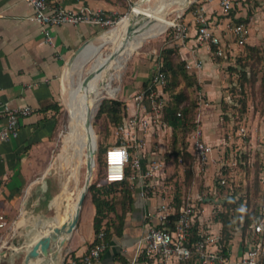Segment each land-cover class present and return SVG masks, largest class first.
I'll use <instances>...</instances> for the list:
<instances>
[{
	"label": "crops",
	"instance_id": "crops-1",
	"mask_svg": "<svg viewBox=\"0 0 264 264\" xmlns=\"http://www.w3.org/2000/svg\"><path fill=\"white\" fill-rule=\"evenodd\" d=\"M59 4L67 9L77 10L86 6L91 9L100 8L107 14H114L120 9L118 5L111 4L106 0H59ZM205 15L214 33L220 37L226 31L225 36H235L227 28L231 17H221L217 0H211L204 6ZM32 8L24 0H0V100L7 101L12 106L28 105L33 112L25 117L19 118V132L15 139L10 141L0 140V215L3 217L5 227L3 238L6 244L11 242V233L15 229H21L25 223L16 226L15 218L20 214L23 218L31 211L25 207V202L32 189V185L38 179L32 181L37 175L42 176L48 166V158L52 149L53 140L57 125L54 118V109L49 107L46 111L43 107L50 104H59L61 95V76L65 65L75 56L77 49L91 43L97 36L100 26L92 24H60L50 26L49 33L52 37V44L44 41L41 26L28 19L32 14ZM216 11V14L214 13ZM256 14H254L255 16ZM235 18L246 17V10L239 7ZM252 17V16H251ZM250 17V18H251ZM188 34L183 44L178 45L179 55L186 62L200 60L201 68H189L188 72L195 74L198 83L197 93L204 97L205 103L199 104L200 124L203 131V138L206 142L215 147L214 157L219 160L208 163L199 174L193 172L192 191L209 190L214 179L220 170V158L227 163L233 158L227 156V146L223 126L219 120L220 102L224 99L223 87V66L221 59H216L211 48L206 43L196 39V28L193 24V14L185 17ZM189 23V24H188ZM249 33L245 42L249 45L258 44L259 38L254 35V28H259L264 34V26H258L253 21L249 22ZM260 33V32H259ZM262 35V34H261ZM236 42V43H235ZM231 46L238 48L237 41ZM262 42V41H261ZM264 44V43H263ZM222 48H226L221 43ZM154 62L147 64L138 70L137 87L142 81L149 78ZM138 87V88H139ZM3 120H0V126ZM264 126V123L262 124ZM169 131L168 135L165 132ZM248 149L260 154V163H264V134L258 142L250 139ZM230 147V153H232ZM170 152V128H166L147 141L146 149L142 152V165L153 157L166 155ZM166 157V164L162 174L170 184L174 180L183 177V167L174 161L171 156ZM236 166H224L221 170L230 177L228 187L234 188L241 184L251 190H259V202H264V179L261 172L256 171L250 164L248 177L247 171L235 169ZM227 170V172H225ZM245 170V169H244ZM240 182L238 180L240 179ZM44 177V176H43ZM142 182L135 179L133 182L134 200L131 207L125 212L123 222L119 226H110L105 236L106 247L95 264H158L152 258H146L135 253V244L138 238L145 231L147 219L144 214L148 209H154L158 198L150 193L147 197L140 195ZM223 189V188H222ZM221 189V190H222ZM218 191L220 199L222 192ZM225 202V201H224ZM224 202L205 200L202 204V212L198 215L196 222L203 232L219 235V242L222 236V222L214 217L215 213L226 209ZM94 206L90 202L88 212L80 214L73 231L67 235L60 252L54 263L61 261L79 260L90 248L95 238L93 229ZM243 214L233 213V229L226 244L225 251L229 255V263L235 264L240 255L254 243L255 234L250 228L243 230L241 223ZM35 220V219H34ZM240 221V225L237 223ZM15 224V225H11ZM116 223V222H115ZM17 227V228H16ZM10 231V232H9ZM17 230H15V233ZM18 233H21L18 230ZM2 258L0 264H23L22 249L17 253L9 245L2 247ZM58 258V259H57ZM29 264H36L35 260ZM176 264H196L194 260H180Z\"/></svg>",
	"mask_w": 264,
	"mask_h": 264
},
{
	"label": "built area",
	"instance_id": "built-area-1",
	"mask_svg": "<svg viewBox=\"0 0 264 264\" xmlns=\"http://www.w3.org/2000/svg\"><path fill=\"white\" fill-rule=\"evenodd\" d=\"M32 8V14L28 16L41 26L44 41L52 44V37L49 27L60 24H92L111 26L115 20L100 8L91 9L83 6L77 10L62 7L59 0H24ZM222 14H227L233 8V0H217ZM1 15V13H0ZM193 19L198 23L196 39L206 43L209 48L215 47L214 55H223L221 40L208 23L203 7L193 13ZM173 29V41L177 45L184 43L188 29L186 23L177 20L171 23ZM232 32L239 45H242L249 33L248 26L243 22L235 23ZM200 60H192L185 63V68H201ZM165 77L160 69V64L154 62L146 86L135 89L130 98L125 101L126 113L122 120L115 126V143L105 149L104 166L105 171L99 184H108L127 180L133 188L135 179H140L142 187L140 195L147 197L150 193L158 198L154 209H148L144 216L148 223L145 231L138 238L135 244L137 256L152 258L158 264H176L180 260H194L196 264H228L229 255L223 250L219 242V235L203 232L200 239L190 241V230L193 222L202 212V204L207 199L214 201L221 200L218 191L228 187L230 177L222 172L224 166H233L236 161L227 163L220 158V167L217 173L218 180L212 184L209 190L192 191L193 183L185 188L180 195V203L176 207L174 203V186L170 184L162 174L166 159L163 155L151 158L145 166L142 165V152L145 151L149 138L169 128L163 119V108L168 101L164 91ZM199 104L204 103L203 96L198 93ZM33 109L28 106H12L7 101L0 100V140L10 141L18 136L19 118L30 115ZM179 115V113H178ZM195 124L186 136L187 151L190 153L191 168L199 174L208 163L219 160L214 157L215 147L206 142L203 138V131L200 124V111L195 113ZM178 163L184 167L181 157ZM129 164L132 172L126 174L125 168ZM261 178L264 179V163L261 170ZM215 180V179H214ZM220 202V201H219ZM264 207V202L261 203ZM176 214L173 226L169 224L170 217ZM5 227L2 215H0V228ZM252 231L255 234L254 243L248 247L235 264H264V214L252 224ZM0 245L2 257V247ZM106 247L105 232L100 230L95 234L94 241L87 252L77 260L78 264H95ZM75 264V260L67 261ZM50 264H64L60 263ZM131 264V263H128Z\"/></svg>",
	"mask_w": 264,
	"mask_h": 264
},
{
	"label": "rangeland",
	"instance_id": "rangeland-1",
	"mask_svg": "<svg viewBox=\"0 0 264 264\" xmlns=\"http://www.w3.org/2000/svg\"><path fill=\"white\" fill-rule=\"evenodd\" d=\"M106 1L118 5L120 9L118 12L111 15L115 20V23L111 26L100 27L97 36L91 41V43H98L100 34L123 21L128 14L132 13V6L140 0ZM208 2H211V0H148L144 5L142 4L143 6L149 7L161 5L162 8L160 13L170 23L162 30V32H160V34L145 38L133 46L128 59L124 64V69L112 80L111 88L113 89V92L103 95V97L95 103L94 110L91 112L90 116V123L92 126L91 134L93 135L92 149H94L95 162L92 176L95 173L99 176L101 174L104 175L105 149L115 143V125L106 114L98 113V107L101 100L104 98H116L127 101L132 92L139 87H137L136 84L138 70L147 64L150 65L152 63V58L163 48L168 46L178 47L172 38L171 23L176 22L177 20L185 22V17L187 15L193 14ZM233 3V12L231 11L228 14L221 13V15H219L221 17H231V22L228 24L229 26H227L229 30L232 31V27L235 23L243 22L232 17L233 13L236 10H239V7L246 10V17H243L245 18L243 23L249 26V22L254 20L256 25L264 26V0H233ZM219 10L221 12L220 8ZM247 11H249V14H247ZM214 13L216 14V11H214ZM254 14L256 15L254 16ZM193 24L197 30L199 25L194 19ZM226 31L227 30H225L221 36V43L225 44L226 48L223 49L224 54L220 57L224 62L222 73L224 82L222 90L224 91L225 96L220 102L221 111L217 117H219L223 126L222 131L224 132L225 140L226 142H229V145L226 147L228 158L232 157L233 161H236L235 169L239 168L238 170L241 169V172L247 171L245 176L248 177L247 175L250 164L253 165L256 171L259 170L261 164L260 154H258L257 151L252 152V149H248L247 146L248 144L250 145L249 142L251 138H253V141L258 142L264 134V126L262 125L264 123V34L259 28H254L253 34L258 36L260 42L255 45H249L244 41V43L239 45L238 48H234L231 45L236 40L231 38V36H225ZM248 46H253L254 49L250 50ZM110 49L111 44H105L89 60H85L81 53L76 54V56L65 65L61 76V95L58 112H56L57 130L55 132L52 149L50 150L48 166L42 176L40 174L32 179V181L38 179V182L32 185L28 199L25 202V207L31 209V211L23 215L24 218L20 214L15 218L17 221L16 226L23 223H25V225H23L21 229H15L17 232L15 233L14 230V233H11V242L4 244V246L9 245L10 248H12V242L15 241L18 243V247L26 245L37 235L35 228L38 223L44 222L46 219L52 220L54 218L56 211L55 208L49 207V203L54 194L59 190L57 165L54 164L47 173L46 171L56 158H59L63 170H66L68 166L67 162L69 161V156L66 153L68 147L67 121L71 111V105L68 100V91L78 80L79 76L82 79V83L86 82L88 79L84 81V77L86 75L89 76L93 68L100 66ZM99 72L100 74L103 73L102 70ZM181 86H184L183 82H180L179 87ZM114 87L117 88L114 90ZM185 91L189 94V97L194 101H197L199 105V100L197 98L198 93L194 95L193 89L191 88H188ZM202 99L205 101L204 97ZM201 104L203 103L201 102ZM168 133L169 131H166L165 135H168ZM230 147H232V153H230ZM79 166L78 172L80 176V185L85 177L86 165L82 162ZM225 172H227V170H225ZM241 177L242 176H240L238 182H240ZM225 188L226 187L221 190V198L224 201H227L229 200V197L224 196V194L228 192L225 191ZM253 191L257 197L260 196L259 190L253 189ZM115 196L116 201H118L119 196L116 194ZM90 200V194L87 192L86 199L81 207L82 215L88 212ZM11 225L15 224L11 223ZM18 230H20L21 233H18ZM3 234L4 231L0 230V245L3 244ZM21 253L19 252L17 255L22 256Z\"/></svg>",
	"mask_w": 264,
	"mask_h": 264
},
{
	"label": "trees",
	"instance_id": "trees-1",
	"mask_svg": "<svg viewBox=\"0 0 264 264\" xmlns=\"http://www.w3.org/2000/svg\"><path fill=\"white\" fill-rule=\"evenodd\" d=\"M231 11L232 9L229 10V12ZM236 11L232 17L244 22L245 18L234 17ZM247 14H249V11H247ZM171 34L173 35V29H171ZM248 48L250 50L254 49L253 46H248ZM211 50H215L213 46H211ZM214 56L219 60L222 55ZM152 62L160 64V69L165 77L164 91L168 96V101L163 108V119L170 128V152L166 155L164 154V157L167 155L171 156L177 163L178 158L181 157L184 165L183 177L179 180H174L172 183L175 190L174 203L177 207L180 203V195L192 183L193 179L191 169L192 157L186 149V136L195 124L194 119L198 103L191 99L185 90L191 88L195 95L197 93L198 83L195 74L185 69V61L180 58L178 47L168 46L163 48L152 58ZM147 80L148 78L144 79L139 88L145 87ZM180 82H183L184 86L179 87ZM58 105L50 104L42 108V110L46 111L50 106L53 107L55 122L57 121L56 112H58ZM125 107L126 103L124 100L104 98L99 104L98 113L106 114L116 126L126 113ZM261 166L262 164H260L259 170L257 171L261 172ZM125 172L126 174L131 172L129 164L126 166ZM102 178V174L99 176L95 173L92 176L87 192L90 194V202L95 209L93 216L94 232L96 234L102 230L105 232V236H107L108 229L111 225L115 226L118 223L120 226L122 224L125 212L131 207L134 196L132 188L126 179L108 184H99L98 182ZM217 180L218 176H216L214 182L216 183ZM253 189L251 190L247 186L243 187L241 184L236 185L234 188H228V192L224 194V196L229 197V200L224 202L226 209L222 212L218 211L214 215L216 219L222 222L220 242L224 251V244L229 240L231 236L230 231L233 229L232 217L234 212L238 215L243 214L241 223L243 230L249 229L252 221L254 219L255 221L258 220L264 214V207L260 204L258 200L259 196L257 197L255 195ZM115 194L119 196L118 201L115 199ZM175 219L176 214L170 217L169 224L171 226H173ZM237 223L240 225V221ZM200 237L201 234L198 231L197 222L194 221L190 230V241L195 242ZM75 261V264H78L77 260ZM64 264L70 263L64 261Z\"/></svg>",
	"mask_w": 264,
	"mask_h": 264
},
{
	"label": "bare ground",
	"instance_id": "bare-ground-1",
	"mask_svg": "<svg viewBox=\"0 0 264 264\" xmlns=\"http://www.w3.org/2000/svg\"><path fill=\"white\" fill-rule=\"evenodd\" d=\"M146 1L148 0L137 1L131 8L132 13L128 14L119 24L102 32L98 43H89L81 52L85 60H89L102 46L107 43L111 44V49L105 60L100 66L93 68L88 80L82 83V79L79 76L78 80L68 91V100L71 105L67 121L68 147L66 153L69 156L68 166L66 170H63L59 158H56L46 171L47 173L54 164L57 165L59 190L50 201V207L55 208L56 211L54 218L50 220L51 228L69 223L76 212L77 201L83 190L85 177L82 184L79 185L78 168L80 163L86 162L87 149L92 150L93 145V135L84 126L85 119L91 116L95 103L103 95L113 92L111 88L112 80L124 69V64L133 46L145 38L160 34L170 23L160 13L161 5L153 7L143 6ZM100 70H102V74H100ZM116 88L114 87V90ZM46 232V228H39V232L34 239L41 233ZM66 237L67 235H60L53 246L52 254L59 253L58 242Z\"/></svg>",
	"mask_w": 264,
	"mask_h": 264
},
{
	"label": "water",
	"instance_id": "water-1",
	"mask_svg": "<svg viewBox=\"0 0 264 264\" xmlns=\"http://www.w3.org/2000/svg\"><path fill=\"white\" fill-rule=\"evenodd\" d=\"M85 45L80 46L76 54H79L82 52ZM88 79V75L84 77V81ZM84 126L89 131L92 130V126L90 123V117H87L84 121ZM86 176L84 180V186L83 190L80 193V196L77 201V209L73 216V218L69 221L67 225H62L60 227L54 226L53 228L50 227V220L46 219L44 222L38 223L37 227L35 228L37 233L39 232V228H46V233H41L37 238H33L31 242L27 243L26 245H21L18 247V243L12 242V249L14 252H18L22 249L23 253V264H29L30 261L35 260L36 264H50L55 261L58 254H52L53 246L57 242L60 235H69L73 229L75 228V225L78 221V217L80 214V209L82 207V204L84 202V199L86 197V193L88 190V187L90 185L91 179H92V171L94 168V149L90 150L87 149L86 152ZM216 202H224L223 199L221 200H215ZM50 207V203H49ZM65 239L59 240V247H62L64 244ZM24 247V249H23ZM61 249V248H60ZM0 256V260H1Z\"/></svg>",
	"mask_w": 264,
	"mask_h": 264
}]
</instances>
